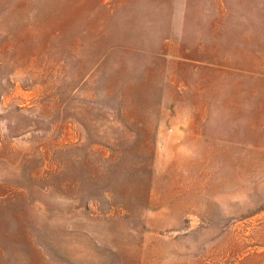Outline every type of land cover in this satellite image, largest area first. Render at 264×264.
Masks as SVG:
<instances>
[{"label":"rangeland","instance_id":"374dc122","mask_svg":"<svg viewBox=\"0 0 264 264\" xmlns=\"http://www.w3.org/2000/svg\"><path fill=\"white\" fill-rule=\"evenodd\" d=\"M0 264H264V0H0Z\"/></svg>","mask_w":264,"mask_h":264}]
</instances>
